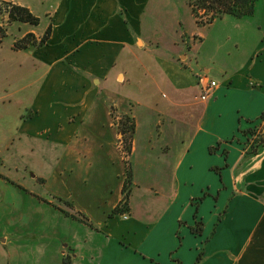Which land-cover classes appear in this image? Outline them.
I'll return each instance as SVG.
<instances>
[{
	"label": "crops",
	"instance_id": "0c3cea01",
	"mask_svg": "<svg viewBox=\"0 0 264 264\" xmlns=\"http://www.w3.org/2000/svg\"><path fill=\"white\" fill-rule=\"evenodd\" d=\"M0 1L39 19L8 25L0 43V103L8 102L0 110V163L12 149L9 161H53L66 178L0 173V207L7 180L35 206L89 231L55 252L38 247L16 260L264 264V145L249 147L264 138V0L249 17L206 25L191 0ZM46 31L44 45L12 49ZM211 81L217 86L198 100ZM108 100L135 125L126 218L115 148L121 133L107 125ZM44 183L45 193L37 188ZM9 245L0 239V264Z\"/></svg>",
	"mask_w": 264,
	"mask_h": 264
},
{
	"label": "rangeland",
	"instance_id": "374dc122",
	"mask_svg": "<svg viewBox=\"0 0 264 264\" xmlns=\"http://www.w3.org/2000/svg\"><path fill=\"white\" fill-rule=\"evenodd\" d=\"M0 24L4 28L8 27L7 15L0 17ZM10 70V68L6 69V71ZM6 104H8V102L4 104L1 102L0 110L2 106H5ZM106 104L108 127H113V129L117 130V133H121V129H123L122 124L125 122V117H128L129 121H133V118L130 116L131 114L121 115L120 110L118 109V106L114 100H108ZM122 138L123 137L121 135L119 139H116L115 148L117 146L120 171L125 177L122 186V199L120 201L119 209L122 210L123 216H127V199L131 185V181L127 182V172L129 170V159L127 160V157L130 149L127 150L128 143L125 141L128 138V134L124 137L125 140ZM7 153H12V149H10ZM7 153H4L3 155V158H5L3 159L4 163H0V173H5L7 177L9 175L12 176L15 173H29L28 175L42 173L43 175H51V173L54 172V174L58 175L59 183H62V181L66 179L63 177L64 171L61 165L54 164L53 161V163L47 162L45 164H33V166L28 164L27 166L22 162H18L20 161L18 159V161L15 159L9 161V159L13 157V154L9 155ZM50 158L51 157L48 156V161H50ZM6 182H8L9 186L7 185L6 189V208L4 207V209H1L0 207V239H3V237L6 236L11 239L12 242H14L15 246L9 245L5 248V253L7 255V260L5 263L21 264L26 261L16 260L15 255H19L17 253H22V256L26 258L27 256H31L30 254H33V252H35L38 247H43V250L47 248L55 252L56 249L62 246L60 243L62 240H68V238L71 237L84 238V236L89 235L88 230L80 229L77 224L68 221V218L63 217L62 215L60 216L56 211L44 210L41 206H35L36 204L34 200L31 199V196L26 194L24 191L21 192L19 188H17L15 191L16 188L14 187L17 186L7 180ZM37 188L38 190H43L45 193L46 190L50 189V186L49 184L45 185L44 183L42 186L39 184ZM50 200L57 203L58 205H63L62 201L55 197H50ZM20 201L22 203L21 205ZM29 222L32 223L30 224ZM54 239H56V244ZM51 241L53 244H49Z\"/></svg>",
	"mask_w": 264,
	"mask_h": 264
},
{
	"label": "trees",
	"instance_id": "16d2710c",
	"mask_svg": "<svg viewBox=\"0 0 264 264\" xmlns=\"http://www.w3.org/2000/svg\"><path fill=\"white\" fill-rule=\"evenodd\" d=\"M256 1L257 0H191L190 6L197 23L199 25H206L225 15L236 18L249 17L253 14ZM5 15H7V25L12 23H26L31 26H37L39 24V19L33 16L27 8L0 1V17ZM48 35L49 32L46 31L45 35L37 41L32 34H27L22 39L16 41L12 49L17 51L26 50L30 47H40L45 44ZM5 37L6 29L0 24V43ZM262 118H264V114ZM128 119V117H125V122L122 124L123 129H121L123 140H125L124 137L128 134V138L125 140L126 143H128L127 150L131 147L135 129L133 121L131 122ZM263 145L264 138L261 134H258L252 140L249 147L255 149L254 152H257ZM130 179L131 173L128 170L127 182H129ZM192 231L199 234L201 232L200 225L196 224V226L192 228Z\"/></svg>",
	"mask_w": 264,
	"mask_h": 264
},
{
	"label": "built area",
	"instance_id": "2783aa9c",
	"mask_svg": "<svg viewBox=\"0 0 264 264\" xmlns=\"http://www.w3.org/2000/svg\"><path fill=\"white\" fill-rule=\"evenodd\" d=\"M217 86L216 82H209V84L205 87L202 95L197 98L198 100L205 101L209 95V92H211L215 87ZM126 218V216H124Z\"/></svg>",
	"mask_w": 264,
	"mask_h": 264
}]
</instances>
